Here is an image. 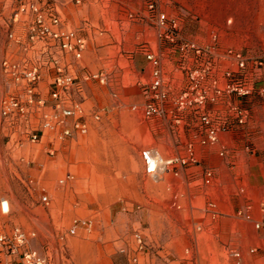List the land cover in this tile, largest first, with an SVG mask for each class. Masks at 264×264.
<instances>
[{
	"label": "rangeland",
	"instance_id": "374dc122",
	"mask_svg": "<svg viewBox=\"0 0 264 264\" xmlns=\"http://www.w3.org/2000/svg\"><path fill=\"white\" fill-rule=\"evenodd\" d=\"M53 1L103 79L83 81L88 131L50 153L3 124L1 63L22 8ZM262 222L264 0H0V236L34 231L47 264H264Z\"/></svg>",
	"mask_w": 264,
	"mask_h": 264
},
{
	"label": "built area",
	"instance_id": "2783aa9c",
	"mask_svg": "<svg viewBox=\"0 0 264 264\" xmlns=\"http://www.w3.org/2000/svg\"><path fill=\"white\" fill-rule=\"evenodd\" d=\"M64 1L79 4L82 0ZM22 10L27 36L21 39L16 35L14 27L8 28L12 51L5 55L1 65L9 91L1 100V115L3 124L14 131H21L31 142H40L46 137L51 145L49 152L53 153L64 138L88 131L83 81L90 75L99 77L100 80L103 77L97 73H86L82 61L87 45L86 37L69 25L56 1L48 3L44 10L33 2ZM20 13L21 11L14 13L13 22L19 20ZM148 58L152 56L148 55ZM44 73L49 78V99H45L39 91ZM156 85L158 80L153 83V86ZM154 111L155 108L149 105L146 113ZM91 117L99 120L100 111L92 110ZM202 119L205 123L209 122L205 115ZM208 137L211 142L215 141L216 132L213 128L209 129ZM142 159L146 173L154 175L158 169L155 157L150 151L144 150ZM70 176L68 173L67 178ZM210 180L211 171H206L205 182ZM41 199L48 202L47 195L41 196ZM74 222L78 223L77 220ZM81 223L85 224L86 221ZM255 227L263 231L260 243L264 245V222L256 223ZM69 232H75V225ZM35 236L34 231L24 232L16 228L12 236L1 234L0 250L7 255L20 256L18 264H47L45 255L27 246L28 239ZM135 237L140 243V234L136 233Z\"/></svg>",
	"mask_w": 264,
	"mask_h": 264
},
{
	"label": "crops",
	"instance_id": "0c3cea01",
	"mask_svg": "<svg viewBox=\"0 0 264 264\" xmlns=\"http://www.w3.org/2000/svg\"><path fill=\"white\" fill-rule=\"evenodd\" d=\"M20 261V256L16 254L7 255L5 252L0 250V264H18Z\"/></svg>",
	"mask_w": 264,
	"mask_h": 264
},
{
	"label": "bare ground",
	"instance_id": "6f19581e",
	"mask_svg": "<svg viewBox=\"0 0 264 264\" xmlns=\"http://www.w3.org/2000/svg\"><path fill=\"white\" fill-rule=\"evenodd\" d=\"M155 162H156V160H155ZM156 166H157V164H156ZM3 203H4V208L6 209L7 208V204H6L5 201Z\"/></svg>",
	"mask_w": 264,
	"mask_h": 264
}]
</instances>
